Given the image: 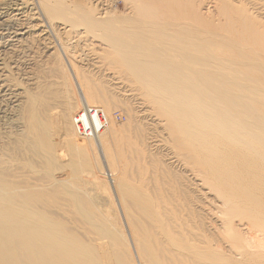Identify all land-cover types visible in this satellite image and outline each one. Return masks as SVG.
<instances>
[{
    "label": "bare ground",
    "instance_id": "6f19581e",
    "mask_svg": "<svg viewBox=\"0 0 264 264\" xmlns=\"http://www.w3.org/2000/svg\"><path fill=\"white\" fill-rule=\"evenodd\" d=\"M24 1L0 0V20L6 23L25 15ZM130 1L135 17L123 21L75 18L73 23L85 25L113 47L108 57L122 64L150 102L170 117L182 155L189 153L187 159L198 163L210 189L222 199L223 209L217 206V213L209 211L203 230L197 209L188 204L194 206L196 199L191 196L185 203L169 199L171 210L179 211L174 224L165 227L168 206L152 216L160 231L157 225L155 231L143 226L132 229L126 222L131 244L112 220L114 216L96 204L84 187L91 182L86 172L79 175L83 184L75 189L68 179L53 175L51 97L30 95L26 105H14L17 114L12 117L6 98L10 95L2 92L0 127L13 122L16 133H0V264H130L127 254L132 246L141 264H187L170 257L167 251L174 249L203 264L263 263L264 47L255 40L261 33L249 26L232 30L238 26L234 18L244 23L247 11L226 0L221 1L220 14L231 19V25L221 23L228 30L211 27L187 12L186 0ZM37 3L42 14L43 3L51 12L55 6L53 0ZM19 25L15 35L24 34L25 27ZM3 67L0 58V71ZM79 98L67 102L70 111L82 104L76 114L94 102L84 90ZM110 119L99 136L89 137L77 132L73 117L71 135L80 153L86 155L92 149L91 141L100 147L104 137L117 133ZM44 169L48 176L37 179ZM112 175L115 187L125 195L148 203L136 186L117 173ZM219 210L220 216L216 215ZM237 217L249 233L238 228ZM119 237L125 238V244Z\"/></svg>",
    "mask_w": 264,
    "mask_h": 264
},
{
    "label": "rangeland",
    "instance_id": "374dc122",
    "mask_svg": "<svg viewBox=\"0 0 264 264\" xmlns=\"http://www.w3.org/2000/svg\"><path fill=\"white\" fill-rule=\"evenodd\" d=\"M221 1L186 0L187 12L203 19L211 27L228 30L221 23L231 25V19L226 20L220 14ZM226 1L234 8L245 7L247 11L243 14L247 19L244 23L234 18L238 26L232 27V30L247 26L258 30L261 36L255 40L264 47V0ZM24 2L27 6L25 15H16L6 23L0 20V44L2 41L3 45L0 58L4 63L0 71V95H10L6 98L10 99L8 108L12 117L17 114L14 105H26L30 95L42 93L51 97L49 101L53 113L50 139L55 155V165L51 169L53 175L57 179H68L72 185L70 188L75 189L83 184L79 175L88 173L84 176H88L91 182H87L84 187L96 204L114 216L112 220L121 226L118 225L130 243L132 240L127 223L132 229L143 226L150 227L152 231L157 225L156 230L160 231V225L154 224L156 221L152 216L166 210L168 206V216L164 217L165 227L174 224L172 220L179 211L171 210V205L167 204L169 199L182 203L190 201L191 196L196 199L194 206L188 204L192 209H197L200 215L198 222L204 230L202 223L208 220L205 217L209 216V211L213 209L217 213V206L223 209L222 199L210 189L198 163L193 164L190 158L187 159L189 153L186 157L182 155L183 150L174 139L170 117L150 102L122 64L108 57L113 47L99 35L89 32L85 25L73 23L75 18L82 21L89 17L127 20L137 16L135 5L130 0H53V11L48 10L43 3L45 14H42L37 0ZM19 24L25 27L23 35H15ZM68 56L74 60L73 65L70 63L72 66ZM83 90L94 99L90 105L106 111L109 117L112 116L111 125L119 129L117 133L104 137L103 143H99L100 147L91 141L93 147L86 155L77 150L71 135L74 131L73 117L82 104L76 105L71 111L67 107L69 100L80 99ZM97 93L100 98L96 96ZM117 111L121 115L120 119H115ZM17 118L19 116L14 117ZM1 126L0 133L16 131L13 122ZM88 158L89 163L86 164ZM112 173H117V176H122L121 179L125 178L136 186L147 197L148 203L132 199L115 187ZM47 176L44 169L37 179L44 180ZM221 210L216 215L220 216ZM242 223L238 217L235 218L238 228L247 233L248 227ZM119 238L125 244V238ZM167 253L173 259L185 260L187 264H203L199 263V258H193L187 252L185 254L174 249ZM127 255L130 264H141L133 246Z\"/></svg>",
    "mask_w": 264,
    "mask_h": 264
},
{
    "label": "built area",
    "instance_id": "2783aa9c",
    "mask_svg": "<svg viewBox=\"0 0 264 264\" xmlns=\"http://www.w3.org/2000/svg\"><path fill=\"white\" fill-rule=\"evenodd\" d=\"M116 118L121 115L115 113ZM74 124L77 132L89 137H97L109 124V117L99 108L85 105L83 109L74 115Z\"/></svg>",
    "mask_w": 264,
    "mask_h": 264
}]
</instances>
